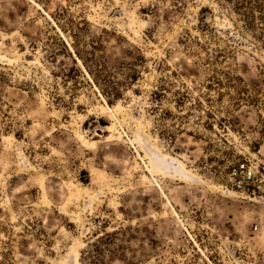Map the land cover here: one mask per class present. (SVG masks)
<instances>
[{
	"label": "rangeland",
	"instance_id": "obj_1",
	"mask_svg": "<svg viewBox=\"0 0 264 264\" xmlns=\"http://www.w3.org/2000/svg\"><path fill=\"white\" fill-rule=\"evenodd\" d=\"M0 264H264V0H0Z\"/></svg>",
	"mask_w": 264,
	"mask_h": 264
},
{
	"label": "built area",
	"instance_id": "obj_2",
	"mask_svg": "<svg viewBox=\"0 0 264 264\" xmlns=\"http://www.w3.org/2000/svg\"><path fill=\"white\" fill-rule=\"evenodd\" d=\"M228 175L233 184L243 187L252 181L254 173L246 163H239L231 169Z\"/></svg>",
	"mask_w": 264,
	"mask_h": 264
}]
</instances>
